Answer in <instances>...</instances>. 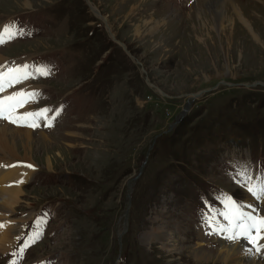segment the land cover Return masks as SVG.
Wrapping results in <instances>:
<instances>
[{
  "label": "rangeland",
  "instance_id": "obj_1",
  "mask_svg": "<svg viewBox=\"0 0 264 264\" xmlns=\"http://www.w3.org/2000/svg\"><path fill=\"white\" fill-rule=\"evenodd\" d=\"M217 3L0 0V20L20 13L17 23L27 19L39 28L0 46V56L37 55L40 66L51 61L54 74L21 88L39 93L38 108L55 102L61 109L52 127L0 120L33 133L32 163L0 150V160L17 165L0 167L4 185L19 169L28 176L12 210L0 206V264L23 261L8 252L38 229L44 214L49 229L44 239L38 229L29 259L52 253L56 264H200L192 249L206 256L216 251L196 231L191 190L195 198L224 188L264 209V201L256 206L233 179L240 166L253 171L249 158H264V10L257 20L252 0H230L250 24L237 19L233 30L229 2L219 7L223 13ZM30 15L45 22L34 24ZM31 103L37 110L36 100ZM38 133L51 138L43 145ZM162 228L173 246L158 238ZM212 242L217 249L218 239Z\"/></svg>",
  "mask_w": 264,
  "mask_h": 264
},
{
  "label": "snow or ice",
  "instance_id": "obj_2",
  "mask_svg": "<svg viewBox=\"0 0 264 264\" xmlns=\"http://www.w3.org/2000/svg\"><path fill=\"white\" fill-rule=\"evenodd\" d=\"M23 27L17 26L14 22L0 26V45H3L17 36L30 35ZM51 75V69L46 65L30 66L28 64H15L9 66L8 62L0 65V120L8 123L37 128L40 125L36 122L37 118L44 119L47 122L45 127H52V122L60 115V108L54 110L51 117L48 116L49 109H40L37 112L18 113V109L23 108L25 104L34 102L39 96L35 90H20L13 91L11 94L3 95L7 89L23 83L29 79H34L38 76ZM16 166V165H13ZM28 168H33L31 164L24 165ZM233 179L236 180L256 201H264V174L258 177H253L247 170L245 165L236 170L233 174ZM16 184L24 183V180L14 182ZM224 210L219 212L224 220L228 223L226 226H220L218 229L213 228L211 234L222 233L228 241L236 242L241 238L245 239L252 247L248 248L246 255L253 253L264 255V244L259 243L264 239L262 230H264V216L258 214L257 208L253 204H248L249 209L245 211V205L234 201L231 197L224 198ZM43 219V218H41ZM210 218L205 219V223H209ZM0 227H4L0 222ZM255 233V234H253ZM42 233L38 229L31 232L24 240V243L19 247V254L22 258L23 253L32 244L36 243ZM19 239V237H17ZM16 255V253H13ZM10 264H16L15 260L10 261Z\"/></svg>",
  "mask_w": 264,
  "mask_h": 264
},
{
  "label": "bare ground",
  "instance_id": "obj_3",
  "mask_svg": "<svg viewBox=\"0 0 264 264\" xmlns=\"http://www.w3.org/2000/svg\"><path fill=\"white\" fill-rule=\"evenodd\" d=\"M141 1H143V0H141ZM165 1H167V0H165ZM213 1L215 2L217 0H200L201 3L204 2L206 4L211 3ZM227 2H229V5L227 7L228 11H231V13L233 14L234 23H232V25H233L232 29L233 30L235 29L234 24L236 23L237 19L244 25H246V24L250 25L248 23L249 22L248 17H246L245 14L239 10V8L237 7L236 4H234V3L230 4V0H218V3H217V5H215L214 9L216 11L219 10L221 13H223L222 8L224 5L228 4ZM252 2L255 4V6L259 7V11L256 12V14H255V17L258 20V19L262 18L261 12H262V10H264V0H252ZM219 7H222V8H219ZM131 9H133V8H131ZM199 18L204 22V20L207 18V16H206V14H202V15H199ZM3 60H4V58L0 56V62H1L0 64H4ZM7 90H9V89H7ZM7 94H10V93L9 92L3 93V95H7ZM27 105H26V107H27ZM42 120L47 122L44 119H42ZM32 134L33 133L27 129H21V128L16 129V128H13L11 125L0 121V150L5 155L7 154L10 156H15V157L20 156L21 159L27 160V161L32 163V161H33V158H32L33 149L31 146L32 145V137H33ZM38 134L41 135V137H42L40 142H41V144L43 143V145L45 144L46 140L51 138V137L46 138V136H44L41 133H38ZM16 141H18L19 144H21V146L19 148L16 147ZM49 159L50 158L47 157L46 166L48 167V169L52 170L51 163H50ZM18 171H19V174L17 175V178L15 177L12 180L9 179L10 182L7 185H4L1 182L2 175L0 172V176H1L0 177V198H1L0 206L2 207L3 210L11 211L12 209H10V207L12 206V204H14L17 201L16 198H17V193L20 191V189H19L20 186L18 187V184L14 183V182L19 181L21 179L24 180L28 177L27 173L24 170L20 171V169H19ZM12 173H16V172H12ZM7 174H8V172H6V175ZM6 180H7V177H6ZM129 204H130V202H129ZM244 210L248 211V208H245ZM158 238H160L163 241L164 245H166L168 247H169V245L173 246L172 238L170 236H168V234L165 232V230L163 228L160 229V231L158 233ZM202 245H204V243H202L201 246ZM210 246H211L210 249L211 248L215 249L216 252L211 253L209 256L208 255L206 256V255H204V253H201V252H200L201 253L200 254V253H198L192 249V251L190 253L193 254L192 255L194 257L193 260L196 263H200V264H202L204 262H206L205 264H264L263 259L257 255H255L249 263H245L244 260H245V256H247L246 251H247L248 247L245 246L241 242H237V241L231 242V241H228L226 239H218V243H217L218 248L217 249L215 248V243H214V245H210ZM251 255H253V254H251Z\"/></svg>",
  "mask_w": 264,
  "mask_h": 264
},
{
  "label": "water",
  "instance_id": "obj_4",
  "mask_svg": "<svg viewBox=\"0 0 264 264\" xmlns=\"http://www.w3.org/2000/svg\"><path fill=\"white\" fill-rule=\"evenodd\" d=\"M118 241H119V238H118Z\"/></svg>",
  "mask_w": 264,
  "mask_h": 264
}]
</instances>
